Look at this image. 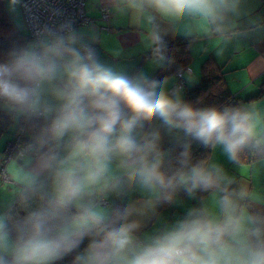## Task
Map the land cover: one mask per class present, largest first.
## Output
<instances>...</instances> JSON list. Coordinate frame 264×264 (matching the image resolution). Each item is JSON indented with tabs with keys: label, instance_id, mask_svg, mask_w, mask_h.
I'll return each mask as SVG.
<instances>
[{
	"label": "clouds",
	"instance_id": "obj_1",
	"mask_svg": "<svg viewBox=\"0 0 264 264\" xmlns=\"http://www.w3.org/2000/svg\"><path fill=\"white\" fill-rule=\"evenodd\" d=\"M20 3L8 0L9 10L16 12ZM122 3L135 13L151 9L209 24L232 6V0ZM36 36L0 59V101L44 121L28 146L36 166L23 189V215H0V264H56L73 252V264H264V217L222 186L221 169L192 163L190 154L193 140L221 146L230 159L264 145L252 115L239 108H194L146 74L114 70L71 23ZM153 41L163 43L159 34ZM153 120L169 133H183L178 154L162 150L160 131L148 127ZM126 184L157 203L172 202L179 191L212 192L214 201L142 240L132 219L135 207L104 213L93 199Z\"/></svg>",
	"mask_w": 264,
	"mask_h": 264
},
{
	"label": "crops",
	"instance_id": "obj_2",
	"mask_svg": "<svg viewBox=\"0 0 264 264\" xmlns=\"http://www.w3.org/2000/svg\"><path fill=\"white\" fill-rule=\"evenodd\" d=\"M102 7L109 9L106 18L102 15ZM3 9L20 29L27 30L21 3L18 10L12 12L8 0H3ZM85 10L89 20L80 24L75 32L95 48L102 63L126 74L143 73L150 77L164 64L162 55L148 54L154 45V34L161 38L191 37V58L183 69L187 87L198 80L202 60L210 58L211 63L223 72L231 93L238 98L239 109L252 115L257 131H264V0H232V6L211 24L191 16L165 18L151 9L142 14L135 13L124 6L122 0H85ZM158 81L169 94L176 92L181 99L184 97V88L176 87L175 73ZM259 89L261 92L253 98ZM12 114V124L0 135V161L6 142L14 136L22 115L14 110ZM148 127L160 131V145L165 151L183 137V133H169L158 120H153ZM205 165L222 170L225 178L222 186L233 192L250 213V204L264 208V157L252 162L244 159L233 161L221 146L216 145L211 147ZM35 166L36 156L29 151L5 162L8 179L3 181L0 177V215H23L20 201L24 186L33 179ZM93 199L97 210L104 213H110L116 204H121V208L135 207L138 212L132 219L140 225L136 234L145 240L176 219L183 218L190 208L211 207L214 193L195 192L189 196L182 191L177 192L170 203H157L144 190L126 184L117 191L97 192Z\"/></svg>",
	"mask_w": 264,
	"mask_h": 264
},
{
	"label": "trees",
	"instance_id": "obj_3",
	"mask_svg": "<svg viewBox=\"0 0 264 264\" xmlns=\"http://www.w3.org/2000/svg\"><path fill=\"white\" fill-rule=\"evenodd\" d=\"M29 41H32L28 30L20 29L15 22L6 14L3 9V0H0V59H3L5 54L17 46H21ZM162 45L154 43L148 54L162 55L165 59L163 65L157 68L150 78L161 80L168 75L175 73L177 70L184 69L190 62L191 37L174 36L162 37ZM159 49V51H158ZM210 58H205L200 64V76L198 80L187 87L184 82V97L183 101L190 103L194 108H210L215 107L218 110L228 108H239L238 98L234 96L227 87L223 72L214 63H211ZM128 75H132L128 74ZM258 93L253 96L256 98ZM13 122L12 110L5 106L3 101H0V135L8 131L9 126ZM44 121L22 114L18 120L16 132L23 131L21 143L25 148V152L29 151L31 145L39 134ZM15 132V134H16ZM14 134V135H15ZM185 142L184 137L173 142L168 148L173 149L172 155L178 154L182 148L181 144ZM212 145L204 146L197 141H190V154L192 163L205 164L208 160ZM264 157V147L250 146L243 149L233 161L246 160L252 162ZM182 192V191H179ZM197 191V194H200ZM115 208H121V204H116ZM252 214L264 217V208H259L256 205L250 204ZM87 240L81 245V249L87 244ZM75 252L68 254L56 264H73Z\"/></svg>",
	"mask_w": 264,
	"mask_h": 264
},
{
	"label": "built area",
	"instance_id": "obj_4",
	"mask_svg": "<svg viewBox=\"0 0 264 264\" xmlns=\"http://www.w3.org/2000/svg\"><path fill=\"white\" fill-rule=\"evenodd\" d=\"M21 9L32 41L37 38V32L45 27L59 30L61 26L71 23L75 30L80 24L89 20L85 10V0H22ZM101 12L104 18L108 17L107 7H102ZM175 76L177 78L176 87L183 88V69L177 70ZM22 136L23 131L20 130L6 142L4 156L0 161V177L3 181L8 179L5 162L25 153V148L21 143Z\"/></svg>",
	"mask_w": 264,
	"mask_h": 264
}]
</instances>
